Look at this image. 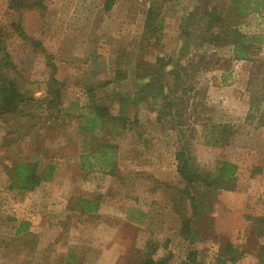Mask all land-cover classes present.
Segmentation results:
<instances>
[{
    "label": "rangeland",
    "instance_id": "obj_1",
    "mask_svg": "<svg viewBox=\"0 0 264 264\" xmlns=\"http://www.w3.org/2000/svg\"><path fill=\"white\" fill-rule=\"evenodd\" d=\"M229 2L168 0L158 36L144 25L149 0H114L109 12L103 10V0H0V59L5 58L0 75L13 82L24 101L17 114L0 118V264H134L132 252H124L122 245L129 242L134 250L143 249L150 239L159 248L154 257L171 253V264L183 258L184 244L175 247L167 232L174 229L170 219L162 216L161 223L154 219L139 227L127 224L134 184L125 174L143 182L155 164L152 186L169 187L176 181L172 125L153 121L157 107L152 100L130 104L139 85L154 80L158 58L181 60L183 85L175 100H182V106H176L180 118L175 122L180 125L175 133L189 144L195 165L210 168L247 148L260 154L250 158L262 172L251 173L257 176L254 185L248 183L247 172L240 173L243 185L252 193L264 187V126H258V119L264 123V8L240 27L242 35L261 41L249 50L251 62L234 60V47L226 44L210 50L204 63L192 49L185 57L178 51L184 15L201 16L215 8L226 19L225 27L234 25L232 12L226 11ZM191 23L199 26L197 20ZM7 60L12 71L3 68ZM252 101L258 105L250 107ZM98 107H106L111 116L123 113L128 128L113 131L108 123L100 133H82L83 116ZM222 125L233 126L238 135L231 145H206L204 139ZM35 163L45 181L28 192L9 190L14 181L7 173ZM110 163L123 181L107 173ZM49 164L58 168L53 178L43 171ZM85 196L99 198L104 209L80 215L78 199ZM224 196L217 197L216 214L228 201ZM256 199L244 207L246 217L264 216L262 200ZM22 223V232L16 234ZM217 238L216 243L194 246L207 263L222 242L244 246L232 236ZM243 259L239 264H254L251 257Z\"/></svg>",
    "mask_w": 264,
    "mask_h": 264
},
{
    "label": "trees",
    "instance_id": "obj_2",
    "mask_svg": "<svg viewBox=\"0 0 264 264\" xmlns=\"http://www.w3.org/2000/svg\"><path fill=\"white\" fill-rule=\"evenodd\" d=\"M149 2L144 25L146 28H151L152 32L159 36L163 24L161 11L168 0H149ZM113 5L114 0H103L105 12H109ZM263 8L264 1L262 0H230L226 11L232 12L231 18L234 25L229 24L227 27H225L226 19L217 15L215 8L210 12L205 11L201 16H198L197 12L184 15L181 20L178 51L185 57L187 50L192 49L197 54L196 56L199 55V62L204 63L210 50L226 44L234 47L232 51L234 60L251 62L254 55H248L249 50L253 49L252 44H260L261 41L256 40V37L242 35L240 27L245 25L247 18L254 16ZM195 20L199 24L198 27L191 26L193 24L191 22ZM201 24H205L204 27ZM223 30L225 32H222ZM222 33H226L225 37H221ZM173 60V58H169L165 61L163 57L156 60V70L152 74L154 80L141 83L142 85H139L137 91L132 94L130 104L139 106L147 100H152L157 107L153 121L160 126L161 124L172 125L176 181L169 187L165 184L154 187V191H160L159 197L162 203L171 207L179 221L180 238L185 245V254L178 264H238L245 255H249L254 264H264V243H262L264 239V216L247 217L249 236L252 239L240 247L230 242H222L218 252L209 263L201 258L200 252L194 247L208 241L214 232L212 214L216 209L217 197L220 193L236 190L238 166L220 158L213 165L211 164L210 168H201L199 165H195V161L189 153V144L181 143L179 134L175 133L180 121L176 123L175 120L180 118L176 106L177 104L182 106V100L177 103L175 97L178 96L177 90L183 85L180 73L184 70L179 64L181 60L179 63H175ZM0 62H5V58L0 59ZM172 67L175 71L169 73ZM3 68L12 71V61L7 60ZM168 74L172 76L171 84L166 79ZM12 83L0 75V118L17 114L20 111L18 104L20 106L24 104V101L19 98L20 95L12 88ZM181 93L186 94V89L181 90ZM125 100L123 99V102ZM257 105L258 101H252L250 107ZM122 114L111 116L106 107L90 109L83 116L85 121L80 131L84 134L100 133L108 123V125H113V131L126 130L129 120ZM24 117L27 118L28 115ZM258 121V126L263 127L264 123L260 119ZM181 125H183V121H181ZM209 135L210 138L204 139L205 144L212 148H221L230 146L237 134L233 126L222 125L214 128L212 134ZM113 156L109 158V162H112ZM110 166L111 168L107 173L111 175L112 179L119 178L120 181H123L125 178L119 175L115 165L110 163ZM45 168L43 171L46 170L48 178H51L57 169L52 164ZM14 171V174L7 173L9 181H14L9 190L14 188L17 191L28 192L45 181L42 174L38 172L36 163L18 165ZM255 172L259 173L260 171ZM100 202L99 198L98 200L86 197L78 199L80 215L89 216L98 212ZM262 202L264 206V198ZM22 225L23 223L16 230V234L22 232L20 229ZM252 241H254L253 244ZM158 249L157 244L150 239L146 241L143 249H133L132 257L134 254L137 255V264H171L173 260L171 253L158 258L154 257Z\"/></svg>",
    "mask_w": 264,
    "mask_h": 264
},
{
    "label": "crops",
    "instance_id": "obj_3",
    "mask_svg": "<svg viewBox=\"0 0 264 264\" xmlns=\"http://www.w3.org/2000/svg\"><path fill=\"white\" fill-rule=\"evenodd\" d=\"M263 46H264V43H262V47ZM245 139L246 137L244 138V140ZM242 149H239L240 153H238L237 156H233L231 159H229L230 162L238 166V184H237L236 190L234 192H224L223 193L225 195L224 197H226L228 201L224 204V207L220 211V213L218 210L217 214L216 212L212 214L214 232L212 233V235L210 236L207 242L216 243L218 242L217 237L221 235L232 236L233 238L238 239V241H241L242 244L247 243L249 242V239L250 240L252 239L249 236V231H248L249 223L245 215L246 213H244V207L246 208L248 206L247 203L250 201L254 200L253 202H255L257 200L256 198H261V200H263L264 187L258 186V190L256 189V192L252 193L250 189L247 190V188L249 187H247L246 185L245 186L243 185V180H242L243 172L248 173V177H246L248 180V183L251 185H254L253 182L255 181L253 180L257 176H255L254 178L251 173L255 171H260L261 173L262 169L258 166L257 161L252 162L250 158V156L260 155V154H257L256 152H252L250 149H247V148H245L244 151ZM157 163H162V162L158 161ZM154 165L155 164H153L152 166ZM175 165H174V170H172L173 172L172 177L174 178V180H176V172H175L176 166ZM152 166H150V170H147V172L150 173L149 180H145L143 182L140 181L141 177L137 178L135 176H130L127 174L124 175L127 178H129L130 182L134 184V187H132L131 189V194L134 196V199L131 202V209L128 210V220L127 221H129V223L127 222L126 223L129 225L135 226V227H139L140 225H143L146 221L149 223L150 222L152 223L154 219H157L156 222L161 223L163 222L160 219V217L162 216L164 217V219H170L171 222L174 223V229H173V232H170L171 228L169 227L167 229V232L171 236L172 242L174 246L176 247L177 243L184 244L182 239L180 238L179 221H178L177 216L172 212L171 207L169 205L163 204L159 197L158 192L154 191V186H152V184L154 185L155 181L153 180L157 178L155 177L156 175L153 173L155 169H153ZM57 169L55 170V173ZM55 173L53 174V176L55 175ZM240 173L242 174L240 175ZM135 178L137 181L135 180ZM98 186H101V185L98 184ZM80 190H85V189L81 188ZM85 197L88 198L87 196ZM102 199L104 200L105 198L103 197ZM103 206H104L103 204L100 205L98 213L102 209H104ZM217 206L218 205H216V207ZM259 207L261 211L264 212V206H263L262 201H260ZM218 222L220 223L217 224ZM214 238H216V241L214 240ZM253 243L254 241H252V244ZM130 244L128 242L122 245L124 248H126L124 252H126L127 250L128 252H132L134 247H132L133 245L131 246ZM132 244H133V241H132ZM182 246H185V245H182ZM132 255L133 253L130 254V258L133 259L134 264H137V261H138L137 255L134 254V257H132ZM245 257L246 259L250 258L249 255H245ZM242 261H245V259H242L240 262ZM113 264H117V260H115Z\"/></svg>",
    "mask_w": 264,
    "mask_h": 264
}]
</instances>
